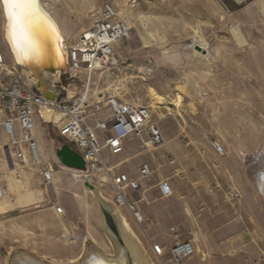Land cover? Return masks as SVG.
Here are the masks:
<instances>
[{
  "label": "rangeland",
  "instance_id": "rangeland-1",
  "mask_svg": "<svg viewBox=\"0 0 264 264\" xmlns=\"http://www.w3.org/2000/svg\"><path fill=\"white\" fill-rule=\"evenodd\" d=\"M41 3L53 14L65 35L78 29L72 36L73 39L66 35L70 43L81 30L100 18L104 4H114L130 23L131 31L129 38L115 48V55L122 65L119 69L97 71L93 76L92 93L103 94L107 99L114 97L128 103L149 105L154 121L162 130L167 143L163 154L175 160L177 167L181 168L179 164L182 165L183 158L192 167H200L201 164L198 163L202 161L208 162L209 171L225 185L226 191L229 176H235L239 172L245 173L247 186L254 189L257 173L264 170L263 151V154L255 151L256 153L246 154L244 157L231 155L229 159L225 156L226 161L213 160L211 164L200 144L203 140L209 145L212 141H219L227 155V125L224 121H218L216 116L218 111L226 109L227 100L213 98L212 55L218 47L227 44H264V0H250L242 5L233 0H219V14H214V19H191L195 15V11L191 9L195 6L189 0H41ZM130 5L134 8L131 9ZM132 16L145 20L155 42H149L139 23L131 24ZM5 21L0 2V51L6 61L11 63L14 61L13 56L3 38ZM204 44H207L205 50ZM196 47L201 50L198 51ZM78 86L81 87L80 84ZM156 97L160 98L159 102L155 101ZM213 111H216L215 118ZM40 137L51 153V137L44 130H40ZM63 143L65 142L58 140L56 147ZM140 144L137 140L128 141L126 153L115 158V161L106 153L104 156L112 164L126 160L120 171L136 175L141 164L148 163L157 171L156 176L157 173L160 175L162 171L156 157ZM184 170V175L179 177L170 173L174 190L180 189L181 184L187 180L186 169ZM69 171L71 184L65 177L64 186L76 189L74 193L71 191V198L78 202L71 207V211L58 215L57 222L47 220L44 215L47 206L42 202H35L38 193L28 194V204L20 211L1 217L0 239L5 238L8 243L0 244V264H9L15 252L29 254L50 264H68L71 260L83 257L87 248H92L93 245L106 255L116 254L105 227L100 223V211L95 197L80 177L81 173L71 168ZM202 179L200 174L196 180L187 181L190 186L195 187L202 183ZM99 181L96 176L93 186L110 198L111 188L107 183ZM157 182L154 177L148 187ZM207 182L206 188H211L213 184L210 186L211 182ZM234 182L238 184L241 181L234 179ZM41 190L49 207H54L64 196L70 194L67 188L55 191L54 187L48 190L43 187ZM238 199L231 203H236ZM81 208L85 210L84 217L79 215ZM107 220L109 223V219ZM4 224L7 226H2ZM143 227L133 230L152 263L172 262L170 254L165 258V255H159L155 251L144 234Z\"/></svg>",
  "mask_w": 264,
  "mask_h": 264
},
{
  "label": "crops",
  "instance_id": "crops-1",
  "mask_svg": "<svg viewBox=\"0 0 264 264\" xmlns=\"http://www.w3.org/2000/svg\"><path fill=\"white\" fill-rule=\"evenodd\" d=\"M189 1L195 6L193 7L194 9H191V11H195V15L191 19H214V14H219V0ZM115 8L121 17L126 20L119 9ZM126 22L129 25L130 35L131 26L127 20ZM77 31L78 29L72 30L69 33L70 35H66L73 39L72 36ZM153 41H156L154 36ZM123 42L125 40L119 42L115 48ZM213 52L211 60L213 98L218 100L226 99L227 107L226 109L224 108V111H218L217 115L216 111H213L212 114L213 118L216 115L218 121H224L227 125V155L226 151L224 155H218L211 147V144L209 145L207 141L203 140L200 145L205 149L204 154H206L207 159L212 164L213 160L226 161L225 156L229 159L231 155L244 157V155L252 154L255 151L262 153L261 151L264 152V44H227L218 47L217 51ZM7 63L9 65L14 64L13 62ZM99 116L107 120L112 116V111L106 109ZM4 120L5 118L0 115V145L9 143L3 127ZM85 123L86 126L93 127L95 119L90 117ZM36 127L40 139L41 155L53 167V186H44L42 170L40 167L32 165V157L29 150H23L27 161L26 167L14 171L10 170L9 159L4 151L0 150V191L2 193L0 198V219L4 215H11L23 209L28 204L27 195L30 193L32 195L34 193L39 194L35 202H42L47 206L44 215L51 222L58 221L59 214L54 209L56 205H60L64 210V214H66L78 202L71 198V191L74 193L76 189L72 186H64L65 177L68 178L71 184V172L69 168L59 161L55 152L58 140L64 141L54 129L43 121L37 120ZM16 129L20 134V124H16ZM40 130H44L48 137H51V153L48 152L45 144L41 141ZM161 133L163 145L154 152H148L156 157L155 159L162 171L160 175L157 173L156 176L157 171L148 163L141 164L137 174L133 175L129 172L120 171L126 160L112 164L113 162H109L106 159L104 153L110 155L114 161L115 158L122 157L126 153V143L128 141L124 143V152L122 154L112 155L109 149L105 148L102 151V157L111 167L115 168L116 173H125L132 179H138L141 167L148 165L158 182L168 180L172 185V177L169 175L171 172L175 175L177 164L176 166L168 167L159 162V158L168 157L163 154L167 143L162 130ZM97 135L100 143L104 145L106 134L97 131ZM138 143L140 144L141 142L138 141ZM10 161L18 165L17 158L14 155H12ZM204 161L206 160L204 159ZM181 162L182 165L179 164V166L183 167V171L186 169L187 180H196L201 174L203 179L199 186L192 187L186 180L181 184L182 187L180 189H173L174 195L169 199L161 197L157 186L158 182L154 186L148 187L149 184L147 182L141 181L139 191H127L126 195L129 202L134 205L135 211L140 212L143 216L144 227L143 224L140 226L136 222L133 214L127 208L116 205V193L108 179L101 175L97 177L98 180L107 183L111 188L112 195L108 199L112 201L115 210L125 217L134 230L135 228L143 227L145 229L143 232L150 240L153 248L160 251L161 255H165V258L168 257L166 255L170 254L171 248L179 239L181 241H190L196 250L192 257L181 264H264V195L255 182L253 183L255 185L253 189L247 186L244 180L245 173L239 172L235 176L231 174L226 191L225 185L217 180V176L214 173L209 171L210 165H208V162L204 163L202 161L198 163L201 164L200 167L190 166L184 158L181 159ZM206 164L208 167H206ZM164 171L169 172V174ZM80 177L82 176L80 175ZM213 179L215 180L214 182L211 181ZM234 179L241 181L238 183L240 185L234 182ZM207 181L211 182L210 186L215 183H221L225 189L210 193V188H206ZM43 187L46 190L54 187L55 191L60 188H67L70 194L66 197L64 196L60 201L58 200L60 203L54 207H49V203L42 192L43 190H41ZM96 188L97 191L103 194L98 187L94 186V189ZM229 190L237 193L238 198L240 197L239 199L237 198L238 200L234 204L227 199ZM89 191L94 190L89 189ZM95 203L97 205L96 199ZM97 207L99 208V206ZM103 213L105 218L115 224L108 212L105 211ZM79 215H85V210L81 208ZM99 218L101 220V214ZM100 222L103 225L102 221ZM109 225L111 226V224ZM2 226L6 227L7 225L4 224ZM7 243V239H0V244ZM168 264L175 263L168 262Z\"/></svg>",
  "mask_w": 264,
  "mask_h": 264
},
{
  "label": "built area",
  "instance_id": "built-area-1",
  "mask_svg": "<svg viewBox=\"0 0 264 264\" xmlns=\"http://www.w3.org/2000/svg\"><path fill=\"white\" fill-rule=\"evenodd\" d=\"M128 37L129 25L126 20L112 3L104 4L100 18L90 27L81 30L71 42L69 69L57 76L45 74L44 77L54 91L53 98L43 96L37 90V79L33 74L14 62L9 65L0 51V115L5 118L3 127L9 141L6 145H0V150L8 157L12 171L26 167L23 150H29L32 165L42 170L44 186H53V167L41 155L36 127L37 120L43 121L83 156L86 172L80 173L88 176L87 179L83 178L84 181L93 185L96 176L108 179L116 193V205L127 208L142 226L143 216L135 211L126 193L130 190L139 191L141 181H152L153 171L148 165H143L138 179H132L125 173H116L115 168L102 157V151L107 148L112 155H120L124 152L126 141L137 140L144 150L154 152L163 145L160 127L154 121L149 105L128 103L114 97L107 99L105 95L101 97L91 90L93 76L97 71L120 68L122 63L115 55V46ZM106 109L112 111V116L104 120L99 114ZM90 117L95 119L93 127L85 123ZM17 123L21 126L20 134L16 129ZM97 131L106 134L104 145L100 143ZM211 147L218 155L225 154V148L219 141H212ZM12 155L17 158L18 165L10 161ZM159 162L168 167L176 166V161L170 157L159 158ZM183 173L182 168L175 169V176H183ZM157 186L163 199L173 197V187L168 180L158 182ZM223 189L221 183H215L209 192ZM237 198L234 191L227 192L230 202ZM54 209L57 214H64L60 205ZM156 252L161 255L160 251ZM195 252L190 241L178 239L170 250L171 261L181 264Z\"/></svg>",
  "mask_w": 264,
  "mask_h": 264
},
{
  "label": "bare ground",
  "instance_id": "bare-ground-1",
  "mask_svg": "<svg viewBox=\"0 0 264 264\" xmlns=\"http://www.w3.org/2000/svg\"><path fill=\"white\" fill-rule=\"evenodd\" d=\"M233 1L237 4L242 5L243 3H247L250 0H240V1L233 0ZM0 2L2 5L4 17L6 20L5 26H3V38L6 40L8 46L10 48L11 54L13 56L12 59L14 60L13 62L25 64V57L22 56L20 53H18L15 45L10 40V37H9V20H8V17L6 14V9H5V5L3 4V0H0ZM38 3L43 8V10H45V12L47 14H49V16L52 18V20L55 22V24L58 27V30L60 32L62 42L64 45V50H65L64 51V65H63L62 70L66 71L68 69L67 58H68V49H69V46L71 44L70 39L67 38V36L63 32V30H62L61 26L59 25L58 21L56 20V18L53 16V14L48 9H46L44 7V5L41 3V0H38ZM130 7H131V9L134 8L133 5H130ZM131 14H132V12H131ZM132 15H134V14H132ZM132 21H133V23H131V24H133V25H136V23L140 24V26L145 31V34H146L149 42H151V40H152V42H154L153 36H152L150 30L148 29V26L145 23V20L143 18H137L136 16H132ZM206 47H207V44H204L203 50H205ZM197 48L198 47H196V49ZM34 56L35 55L28 57L29 61ZM59 73L60 72H54L53 75L57 76ZM99 96L102 97L103 95L99 94ZM158 99H160V98L156 97L155 101H158ZM161 100H160V102H162ZM165 105H167V104H165ZM260 172H262L264 174V170H262V171H259L257 173V176ZM81 176H82V178H85V179L88 178L87 175H84L82 173H81ZM255 183H256V180H255ZM257 187H258V185H257ZM261 187H263V189H264V182L262 183ZM91 190H94V191H90V192L95 197L96 202H97V206H99L98 209L100 210V214H101V220L100 221H102V224L105 227V230L107 231V233L109 235V241L112 243V245H114V247L116 249V254L113 256L106 255L99 248L93 247L94 246L93 245L92 248H87L88 250L83 257L71 260V262L68 264H153L152 261L150 260L149 256L147 255L148 253L145 251L139 237L137 236V234L133 230L132 226L123 216H121L120 213H118V211L115 210V208L113 207L112 201L109 200L100 191H97V188L91 189ZM262 194L264 195V191L262 192ZM105 211L108 212L112 216V218H113V220L117 226L118 233L114 234L113 232H110V230L106 227L107 225L105 223V217H104V213H103ZM9 264H50V263H46L45 260L38 259V258L31 256L29 254H26V253L15 252L13 254V256L11 258V262H9Z\"/></svg>",
  "mask_w": 264,
  "mask_h": 264
},
{
  "label": "water",
  "instance_id": "water-1",
  "mask_svg": "<svg viewBox=\"0 0 264 264\" xmlns=\"http://www.w3.org/2000/svg\"><path fill=\"white\" fill-rule=\"evenodd\" d=\"M240 1V0H237ZM39 4V3H38ZM39 9L43 13V15L47 18V20L54 26L55 32H53L49 28H45L42 31L38 32L35 36V42L40 49V53L35 55L29 61V58H25V64L15 63L20 68L30 72L37 79V90L43 94V96L47 98H53L54 91L50 87L49 81L44 77L47 73L61 72L64 73L69 69L70 64V53L68 49V69L63 71L64 65V45L62 42V38L60 32L58 30L57 25L52 20V18L43 10V8L39 4ZM198 51L201 49L198 47ZM202 53H204L202 51ZM38 77V78H37ZM55 152L59 161L69 167L71 169L78 170L79 172H86V163L84 161L83 156L78 153L71 145L63 143L62 145L56 147ZM264 182V174L260 172L256 177V185L263 192L264 189L261 187ZM86 187L89 189H94V186L85 183ZM105 223L108 229L114 234L118 233L117 226H110L107 218H105ZM113 223V222H112ZM112 227V228H111ZM117 229V230H115Z\"/></svg>",
  "mask_w": 264,
  "mask_h": 264
},
{
  "label": "snow or ice",
  "instance_id": "snow-or-ice-1",
  "mask_svg": "<svg viewBox=\"0 0 264 264\" xmlns=\"http://www.w3.org/2000/svg\"><path fill=\"white\" fill-rule=\"evenodd\" d=\"M9 20V37L16 50L25 58L38 55L35 36L46 27L55 28L39 9L38 0H3Z\"/></svg>",
  "mask_w": 264,
  "mask_h": 264
},
{
  "label": "trees",
  "instance_id": "trees-1",
  "mask_svg": "<svg viewBox=\"0 0 264 264\" xmlns=\"http://www.w3.org/2000/svg\"><path fill=\"white\" fill-rule=\"evenodd\" d=\"M109 223L111 224V226H112V222L109 220Z\"/></svg>",
  "mask_w": 264,
  "mask_h": 264
}]
</instances>
